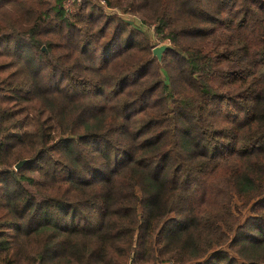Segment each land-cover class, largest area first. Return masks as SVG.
<instances>
[{
    "label": "trees",
    "instance_id": "obj_1",
    "mask_svg": "<svg viewBox=\"0 0 264 264\" xmlns=\"http://www.w3.org/2000/svg\"><path fill=\"white\" fill-rule=\"evenodd\" d=\"M67 2L0 0V264H264V0Z\"/></svg>",
    "mask_w": 264,
    "mask_h": 264
},
{
    "label": "water",
    "instance_id": "obj_2",
    "mask_svg": "<svg viewBox=\"0 0 264 264\" xmlns=\"http://www.w3.org/2000/svg\"><path fill=\"white\" fill-rule=\"evenodd\" d=\"M168 47V44L166 43H160V44H157L155 45L154 47H152V53L153 55H155L158 60L161 59V56H162V52L164 51L165 48ZM43 49H45V47L43 46ZM27 160V158H23V159H19L15 164H14V168L15 169H18L20 168L24 162ZM128 264H134L133 261H132V258L129 259V262Z\"/></svg>",
    "mask_w": 264,
    "mask_h": 264
},
{
    "label": "rangeland",
    "instance_id": "obj_3",
    "mask_svg": "<svg viewBox=\"0 0 264 264\" xmlns=\"http://www.w3.org/2000/svg\"><path fill=\"white\" fill-rule=\"evenodd\" d=\"M125 19L131 21L132 23H135V22H138V20L134 17V16H131L129 14H122ZM142 28L150 35L151 37V40L152 42L154 43V45L152 47H154L155 45L157 44H160V43H166L168 44L169 43V40H160L159 38H157L155 35H154V32L152 30V27L151 26H142ZM26 162V161H25ZM35 264V263H34ZM40 264V263H39ZM160 264V263H158ZM166 264H169V263H166Z\"/></svg>",
    "mask_w": 264,
    "mask_h": 264
},
{
    "label": "built area",
    "instance_id": "obj_4",
    "mask_svg": "<svg viewBox=\"0 0 264 264\" xmlns=\"http://www.w3.org/2000/svg\"><path fill=\"white\" fill-rule=\"evenodd\" d=\"M72 1H79V0H68L67 4H70ZM99 2L101 4H105V0H99ZM35 264H39V263H35Z\"/></svg>",
    "mask_w": 264,
    "mask_h": 264
}]
</instances>
